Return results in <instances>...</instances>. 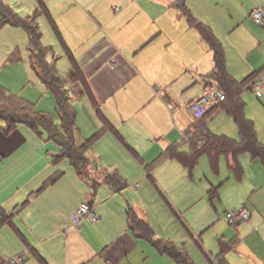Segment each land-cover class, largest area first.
<instances>
[{
  "label": "crops",
  "instance_id": "1",
  "mask_svg": "<svg viewBox=\"0 0 264 264\" xmlns=\"http://www.w3.org/2000/svg\"><path fill=\"white\" fill-rule=\"evenodd\" d=\"M36 1L32 12L38 7ZM176 1H45L90 87L102 117L114 131L106 130L94 145L93 153L90 154L92 149L87 153L93 165L85 178L69 161L66 163L68 167L62 163L64 160L54 164L59 153L57 144L51 145L48 139L45 143L37 140L35 132L23 124L6 134L3 131L5 123L0 120V218L2 214L11 216V220L0 226V260L22 255L24 264H43L44 261L45 264H137L139 257L148 261L153 257L162 264H167V259L169 264H177L173 257L160 252L151 240L137 236L129 228L128 207L135 208L148 223L151 219L146 206L129 197L125 200L120 198L121 193L127 194L125 190L130 188L143 198L152 194H156L157 198L159 194L163 198L162 204L169 207L183 225L181 212L186 206L191 208L203 202L206 211L212 216L216 214L223 222H228L223 215L225 210L246 207L250 212L249 220L232 226L234 237L221 240L219 248L205 253V257L210 264H222L219 263L222 259L217 260V257L225 248L223 259L227 264H264V156L255 157L248 147L253 138L247 139V133H241L231 114L233 106L220 103L217 113L207 121H197L192 116L189 110L192 102L203 94L209 83L216 85L208 77L215 62L208 43L176 8ZM2 2L9 5L5 0ZM185 2L192 16L209 27L221 42L226 62L229 61V52L241 46H264V24H258L252 17L256 8L264 9V0ZM12 9L18 13L15 7ZM43 17L49 24L45 16L40 18ZM39 25L41 28L40 21ZM5 28L11 29L12 39L7 42L0 40V84L12 92L10 83L13 79L8 74L22 79L35 74L30 69L28 58L18 63L8 62L16 48L22 53L23 46L28 44V35L20 28ZM56 46L63 50L60 58L68 59L64 46L59 41ZM55 53L54 50L47 59L50 63L55 62L58 68L59 57ZM249 64L253 72L247 76L236 69L234 72L228 70V62L227 71L237 82L253 73L259 77L264 71L263 63ZM76 83L82 88L80 82ZM244 92L239 95V103L244 106L242 115L252 124L257 143L264 146L256 121L248 113ZM84 95L86 100L77 102L72 101L70 96L77 112L75 134L78 145L105 127L93 101ZM255 96L258 99L264 97ZM43 112L54 114L53 111ZM220 114L223 131L211 125ZM211 136L225 137L231 142L225 144V149L222 144L220 149L224 150H218L221 153L211 152L200 158L198 164L204 168L206 190H201V195L195 193L194 197L187 198L184 189L187 184L188 190L189 183L194 181L193 172L190 173L171 156L159 159L171 148L175 152L186 153L202 148L197 141L206 142ZM42 147L47 148L46 153L38 154ZM124 157L140 169L131 177L129 172H119L121 166L118 164ZM204 157L208 162L203 160ZM97 163H103L108 169L98 168ZM226 166L229 173L237 177L236 184L226 185V182H218L214 177L215 174L220 177ZM58 171L64 176L56 183L57 186L36 194L44 182ZM106 171H117L123 179L126 178L127 187L113 191L104 184ZM95 183L99 185L94 187ZM87 189L90 192H85ZM98 190L103 191L105 197L100 199ZM211 194L214 196L211 197ZM96 197L100 203L97 208ZM118 199L121 204L119 216L114 207H105ZM27 200L29 203L22 206ZM102 202L106 203L105 206ZM83 203L90 204L101 216L97 215L95 222L84 220L77 226L73 219ZM109 218H119V222L113 223ZM156 238L161 239L155 233ZM199 240L197 244L201 246L203 241ZM182 247L185 248V245L182 244Z\"/></svg>",
  "mask_w": 264,
  "mask_h": 264
},
{
  "label": "trees",
  "instance_id": "2",
  "mask_svg": "<svg viewBox=\"0 0 264 264\" xmlns=\"http://www.w3.org/2000/svg\"><path fill=\"white\" fill-rule=\"evenodd\" d=\"M38 7L33 14L29 16H21L16 13L9 5L0 0V16L2 20L0 22V28L5 26L16 27L24 30L28 35V62L30 69L36 75L42 85L53 94L56 100V111L59 120V124L53 119V116L43 111H37L32 103L26 99L12 94L3 86L0 85V120L5 123L3 131L6 134L13 132L18 125L23 124L29 127L33 132L39 136L43 135L44 131L48 140L54 142L59 147V153L54 159V164H58L64 159H67L77 173L82 177L88 176L89 168L93 165V162L87 156V153L94 147L95 143L100 139L106 130H113V127L109 122L102 117L98 104L96 103L94 96L87 84L86 79L83 77L80 68L76 62L72 52L66 46L53 17L46 6L44 0H37ZM183 15L188 18V21L192 26H195L202 38L208 43L209 47L213 51L215 67L212 73L208 76L215 81L218 86L226 95V101L222 102L223 105L233 106L231 111L233 117H235L241 133L248 135L247 139L253 138V143L248 145L255 157L264 156V146L257 143L255 140V133L252 124L247 121L242 113L244 106L239 103V95L247 89H251L252 82L257 78V73H253L241 82L235 81L227 71V62L225 58V51L221 42L214 36L209 27L203 23L197 21L188 9L185 0H177L175 3ZM45 16L51 25L52 30L56 34L58 41L64 46L65 53L67 54L71 63V70L69 77L82 84V90L84 94L89 96L93 101L96 109L99 111L103 123L105 124L93 137L85 140L81 144H77L76 141V117L77 112L74 105L70 100V93L65 86L64 78L60 76L58 68L55 62L50 63L47 59L49 54H53L52 46H44L42 39L43 33L39 25V18ZM21 51L16 48L14 52L9 56L8 62L10 64L18 63L22 61ZM214 83H209L207 86H211ZM221 103V104H222ZM221 106V105H220ZM218 105L210 108L208 112L197 121L210 120L218 111ZM254 133V134H253ZM231 142L225 137H209L207 141L202 145V148H194L191 152H175L174 148L169 149L159 159L162 160L168 156L178 159L184 167H186L190 173L197 167L199 160L202 156L211 152L217 154L221 153L218 150H224L225 144ZM223 144L224 149H220ZM201 147V146H199ZM64 176L63 172H56L43 186L38 190L36 194L43 192L46 188L56 184ZM104 184H107L113 191H121L127 187V183L121 177L117 171H106L104 176ZM99 185L94 184V187ZM214 194H211V197ZM29 200L23 203L22 206H26ZM127 224L129 228L137 234V236L145 237L153 242L155 247L162 253H166L173 257L177 264H196L191 258L188 251L184 247H177L173 242L163 239H155V233L150 224L142 219L135 208H127ZM11 220V216L3 215L0 218V226ZM227 245V244H226ZM230 248L229 245H227ZM226 253V249L223 248L217 260L222 259L219 263L227 264L223 259ZM43 262V261H42ZM45 262V261H44ZM43 262V264H45ZM214 264V262H211Z\"/></svg>",
  "mask_w": 264,
  "mask_h": 264
},
{
  "label": "rangeland",
  "instance_id": "3",
  "mask_svg": "<svg viewBox=\"0 0 264 264\" xmlns=\"http://www.w3.org/2000/svg\"><path fill=\"white\" fill-rule=\"evenodd\" d=\"M5 1L8 2L11 8L15 7L17 12L21 14V16H28V15L33 14L32 11L36 6L35 4L36 0H5ZM31 5L33 6V8H31ZM186 5H187V2H186ZM39 21L41 22V31L43 33V39H42L43 45L52 46V48L56 52L55 54L57 55V57H59L58 71H59L60 76L64 78L65 86L70 93L71 100L74 102H77L83 99L86 100V96L82 92L81 85L79 83L74 82L69 77V72L71 70L70 68L71 63L70 61H68L69 58L68 59L67 57L60 58L62 55L60 53H62L63 50L61 47L56 46V43L58 41L56 34L52 30V28L49 26V24L45 21L44 17L40 18ZM5 27H2L0 29V40H2L3 42H7L8 39L9 40L12 39L10 35L12 34L11 29L6 30ZM16 38L18 39L17 35H16ZM23 47H24V50L22 51L21 56H22V59L25 60L28 58V53H27L28 44ZM227 62H228V70L231 69L234 72V69H236L237 71H239L241 75L247 76L253 72V69L250 68L249 63L259 62V63H263L264 65V46L258 47V46H255L254 44L241 46L237 50H233L229 52V61L227 60ZM258 69H260V66L259 68H257V70ZM8 76L13 79V81L10 83V86H11L10 89L12 91L11 92L12 94L22 97L26 99L27 101H29L30 103H32L37 111H49V112L53 111L54 114H50V115L53 116V119L56 122V124H59L57 111H56V100L53 94L49 92L48 90H46L45 87H43L42 83L38 80L36 75H30V77L27 79L18 78V76L12 75V74H8ZM257 80L258 81L261 80L264 83V71L259 75V78L257 77L252 82L251 88H253ZM244 98L248 106V113L250 117L256 121L259 135L261 139L264 140V106H263L264 97L261 99H258L255 96L254 90L249 88L244 92ZM221 115L222 114L217 116L211 122L212 128L215 125L216 130L218 131L224 130V127L222 124L223 119ZM42 132H43L42 136H39L38 134L34 132L33 133L37 140H40L43 143H45L48 139V136L44 131ZM53 144L54 142L51 143V145ZM46 149H47L46 147L40 148V150H38V154L46 153ZM93 149L94 147L90 151V154L91 152L93 153ZM246 156H247L246 158H249V162H250V156L248 154ZM121 160L122 162L118 164L121 166L119 170L120 174H123V172L124 173L129 172L130 174L128 175L131 177L132 175L137 173V171L140 170L139 167L136 166V163H131L130 161L127 162V160H130L127 157H124ZM203 160L204 161L206 160V162H208L207 158L205 157ZM62 163L66 164L69 162L68 160L64 159V162ZM97 165H98V168L99 166L102 168H107L103 163H97ZM66 167H68L67 164H66ZM204 173H205L204 168L202 167L201 164H198L192 173L194 181H191V183H189L188 190H187V184L184 189L185 193L187 194V198L194 197L195 193L198 195H201V190L202 191L206 190L205 184H203L205 181L203 177ZM248 173L250 175L252 174L251 171H248ZM214 177L218 180V182L220 181L226 182L225 183L226 185L232 182L234 184L238 182L237 177L229 173L227 166L225 167V171L220 177H218L217 174H215ZM239 182H242V181H239ZM243 184H244V181H243ZM52 186H57V184H54ZM84 187H87V186L84 185ZM84 187H82V190L84 189ZM125 191H128V193L127 194L121 193L120 198L122 200H125L126 197H129L130 199H135L142 206L147 207V210L151 215V219L149 223L153 225L152 228L154 229V232L156 233V237H159L164 240L172 241L178 247H182V244H184L185 248L188 250L189 254L192 256L196 264H210L209 261H207L205 257V253L209 254L211 253V251L218 249L219 243L221 240H224L226 238L230 240L234 237L231 232V231H234V229L232 228V225H230L228 222H223L222 219L218 218L216 214L214 213L212 216L210 212L206 211V204L203 202H200L198 205L193 206L191 208H187L186 206L184 210H182L181 213L184 219L183 221L184 225H183L173 216L169 207L164 206V204H162L163 198L159 194L157 195V198H156V194H152L151 196H145L143 198L137 194L136 190L129 188ZM85 192H90V190L87 189L85 190ZM102 192L103 191L98 190L97 196H99L100 199L105 197L103 196ZM167 196L171 200L168 194ZM95 202H96L95 203L96 208L99 207L100 203H98L99 201L97 200V197H96ZM105 204L106 203H103L102 205L105 206ZM120 205L121 204L118 199V200H114L113 203L105 207L106 208L114 207L115 210L117 211V215L119 216L120 215V209H119ZM230 210L229 209L225 210L226 212L224 211L223 215L226 217V213ZM206 214H207V217L205 216ZM97 215L101 216L100 214H97ZM108 220L113 221V223L119 222V218H111V219L109 218ZM199 238H201L203 241V243H201V246L197 244V241L200 242ZM148 243L150 244V242ZM168 258H170V260L172 261L174 260L170 256ZM147 261L148 259H145V257H142L141 259L139 257L136 262L137 264H144ZM147 264H162V262L152 257L149 259ZM167 264H169L168 259H167Z\"/></svg>",
  "mask_w": 264,
  "mask_h": 264
},
{
  "label": "built area",
  "instance_id": "4",
  "mask_svg": "<svg viewBox=\"0 0 264 264\" xmlns=\"http://www.w3.org/2000/svg\"><path fill=\"white\" fill-rule=\"evenodd\" d=\"M118 8H116V11ZM253 19L258 24H264V9L261 7L256 8L252 13ZM259 78V77H258ZM253 90L257 96L264 95V83L261 80H257L253 86ZM226 101L225 93L216 85H211L205 88L203 94L196 98L190 105V112L192 116L198 120L201 119L210 108L219 105ZM205 143L204 140L199 139L197 144L202 146ZM250 218V212L246 207L240 209H234L226 213V219L232 226H238L239 224L248 221ZM74 223L80 226L84 220L97 221L98 216L94 209L88 203H83L77 210L74 216ZM25 260L22 255H15L8 260H0V264H24Z\"/></svg>",
  "mask_w": 264,
  "mask_h": 264
}]
</instances>
